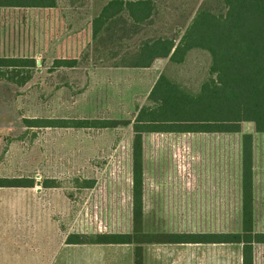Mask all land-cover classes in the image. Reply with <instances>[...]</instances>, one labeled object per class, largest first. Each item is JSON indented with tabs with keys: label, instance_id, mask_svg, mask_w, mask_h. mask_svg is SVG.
<instances>
[{
	"label": "trees",
	"instance_id": "16d2710c",
	"mask_svg": "<svg viewBox=\"0 0 264 264\" xmlns=\"http://www.w3.org/2000/svg\"><path fill=\"white\" fill-rule=\"evenodd\" d=\"M99 1L107 4L93 21V40L115 15L126 12L140 24L158 13L160 2ZM214 1H203L179 38L159 35L142 43L131 64L159 70L168 61L183 64L192 51L206 52L209 78L196 91L162 73L133 120H25L30 128H132V229L73 231L67 244H135L136 264H143L148 243L236 244L242 246L243 264H264V0H218V8ZM8 2L0 0V6ZM36 66L33 58L0 57V80L25 86ZM35 183L0 178V188ZM151 213L170 227L146 232L145 216ZM182 222L186 227L178 226Z\"/></svg>",
	"mask_w": 264,
	"mask_h": 264
},
{
	"label": "rangeland",
	"instance_id": "374dc122",
	"mask_svg": "<svg viewBox=\"0 0 264 264\" xmlns=\"http://www.w3.org/2000/svg\"><path fill=\"white\" fill-rule=\"evenodd\" d=\"M56 1L60 3L58 11L46 8L41 16L33 14L28 24H14L0 34V57L33 58L37 62L25 86L0 80V178L33 179L42 185L41 223L34 214V190L0 188V229L7 221L15 240L27 244L20 250L23 264H60L65 256L59 248L60 237L67 229L126 232L133 226L129 215L131 126L30 128L25 120L130 121L147 104L162 73L196 91L209 78L211 64L208 53L192 51L183 64L168 61L159 70L131 66L146 40L159 35L182 36L204 0H160L161 18L139 35L99 36L96 40L92 38L90 20L102 6L99 0ZM67 2L76 6L74 17L69 19ZM214 2V8L220 7L218 0ZM61 59H76L78 64L56 67L55 62ZM145 166L146 174H152ZM93 181V188L85 187ZM47 182L56 187H45L49 186ZM11 208H21L24 213L4 216L3 209ZM36 221L37 246L43 248L40 252L30 250ZM167 224L164 217L146 214L144 229L160 233L166 231ZM178 226L186 227L184 222ZM16 228L21 234L14 233ZM236 257L239 261L240 254ZM14 261L0 254V263L16 264Z\"/></svg>",
	"mask_w": 264,
	"mask_h": 264
},
{
	"label": "crops",
	"instance_id": "0c3cea01",
	"mask_svg": "<svg viewBox=\"0 0 264 264\" xmlns=\"http://www.w3.org/2000/svg\"><path fill=\"white\" fill-rule=\"evenodd\" d=\"M13 1H27V0H7ZM35 1V4H18V3H5L0 6V34L3 31L18 24L24 26L31 21V16H41L44 9H54L59 5L56 0H28ZM101 8L92 15L90 20L91 27L93 21L100 17L107 2H102ZM161 3L158 2V13H154L151 19L140 24L134 20L126 12H122L110 18L98 36H137L141 30L153 26L159 18H161ZM66 18L69 19L73 16L75 4L67 2ZM58 11V10H57ZM74 17V16H73ZM18 18L20 20H18ZM93 28V27H92ZM93 36V29H92ZM42 187L40 182L35 183V187L30 189L35 191L34 195V214L36 220L43 222V206H42V193L39 190ZM26 190V189H25ZM27 194H24L26 196ZM48 211V209H46ZM3 215L13 216L22 215L23 209L11 208L9 210L3 209ZM35 223L34 240L31 251L40 252L38 247V225ZM53 226V224L51 223ZM56 233L59 234L58 226L54 225ZM71 229H67L60 237L59 248L65 252V256L60 264H136V245L135 244H67L66 240L69 236ZM20 229H15L14 233L21 234ZM20 238V235H19ZM27 245L19 244L12 236V231L9 230L7 221L3 222L0 229V254L6 256L9 260H15L16 264L21 263L22 254L20 250ZM236 253L240 254L239 261H237ZM42 254V253H41ZM13 262V261H12ZM5 264V263H0ZM48 264V263H47ZM50 264V263H49ZM143 264H243L242 246L239 245L237 250L236 244H192V243H148L143 246Z\"/></svg>",
	"mask_w": 264,
	"mask_h": 264
}]
</instances>
